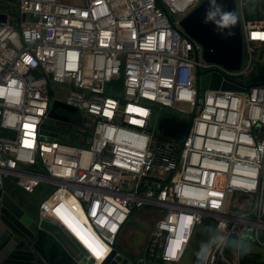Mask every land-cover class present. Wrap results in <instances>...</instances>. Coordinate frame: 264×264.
<instances>
[{
  "label": "built area",
  "instance_id": "built-area-1",
  "mask_svg": "<svg viewBox=\"0 0 264 264\" xmlns=\"http://www.w3.org/2000/svg\"><path fill=\"white\" fill-rule=\"evenodd\" d=\"M79 1L16 0L19 15L0 20V198L9 180L27 193L48 185L37 216L82 264L146 207L161 210L148 246L159 244L163 264L208 219L219 227L200 264H240L245 242L264 247V81L251 80L264 19L236 0L244 61L232 70L181 26L203 0ZM215 73L246 90L212 88ZM56 86L93 118L88 146L45 137ZM164 115L189 131L163 136Z\"/></svg>",
  "mask_w": 264,
  "mask_h": 264
},
{
  "label": "water",
  "instance_id": "water-1",
  "mask_svg": "<svg viewBox=\"0 0 264 264\" xmlns=\"http://www.w3.org/2000/svg\"><path fill=\"white\" fill-rule=\"evenodd\" d=\"M25 18V15H23ZM7 14L0 13V20ZM184 32L202 46L203 57L232 70H240L244 61V41L241 18L236 0H203L181 20ZM210 77L204 76L202 87ZM252 83L264 81V62L256 63ZM212 88L246 90L239 84L224 81L219 74L212 76ZM81 111L60 99L52 101L44 126H59ZM191 122L174 115L161 116L158 129L165 137L181 139ZM234 244V239L231 242ZM0 264H82L64 246L58 236L47 228L37 215L30 214L4 192L0 198ZM100 264H163L158 254L138 260L121 251L116 245Z\"/></svg>",
  "mask_w": 264,
  "mask_h": 264
},
{
  "label": "rangeland",
  "instance_id": "rangeland-1",
  "mask_svg": "<svg viewBox=\"0 0 264 264\" xmlns=\"http://www.w3.org/2000/svg\"><path fill=\"white\" fill-rule=\"evenodd\" d=\"M68 3H79V0H64ZM247 7V9H246ZM246 7L244 4V9L246 14L252 18L264 19V0H247ZM238 11L241 12L240 5ZM9 12V11H8ZM19 15L17 9L12 10L9 14ZM257 60L264 62V46L257 47ZM250 82V81H248ZM68 93V88L65 86H56L55 87V96L56 98H64ZM164 113L172 112L168 108H163ZM86 122L82 117L77 115L70 116L69 120L65 123L62 122L59 126L48 125L45 127V137L51 138L54 135L62 137H68L69 132H72L73 129L84 131L85 126L83 125ZM48 185H41L33 193H27L23 191L20 187L12 184L8 188V194L16 191L14 196L16 200L20 201L27 211L32 215H37L38 205L44 194L48 190ZM6 188V189H7ZM11 196V195H10ZM161 215V210L157 208H141L135 211L128 222L124 227L126 233L121 232L119 238L115 241V245H124L131 247L132 250L145 252V247L149 248L148 244L150 238L148 239V233L152 230L154 222ZM219 227V222L215 219H208L203 224L198 225L193 233L192 239L189 245L186 248L185 255L193 257H201L204 253V250L209 246L212 237L215 235ZM121 236V240H120ZM151 248L155 250V254H159V244L153 242ZM236 258L240 259V264H261V257H264V247L253 243L245 242L242 246L240 253L235 255Z\"/></svg>",
  "mask_w": 264,
  "mask_h": 264
},
{
  "label": "crops",
  "instance_id": "crops-1",
  "mask_svg": "<svg viewBox=\"0 0 264 264\" xmlns=\"http://www.w3.org/2000/svg\"><path fill=\"white\" fill-rule=\"evenodd\" d=\"M15 9H16V0H0V13H5V14L8 15L12 10H15ZM10 185H12V182L9 180L7 182L6 188L7 187L9 188ZM8 188L5 189V192L9 191ZM16 193H17L16 191H13L12 193H10V195L15 199L14 196L16 195ZM16 201H17V203L19 205H21L24 209H26V207H24V205H22V203L20 201H18V200H16ZM123 231H124V229H123ZM150 232H151V230L148 233L149 234L148 235L149 236L148 239L150 238ZM123 233H126V231H124ZM60 238H61V241L63 242L64 246L67 248V250L74 257V255H76V253H77L74 245L67 238H65L64 236H60ZM120 240H121V236H120ZM123 244L124 245L117 244L116 246L121 251L125 252L126 254L131 256L132 258H136L138 260H142V259H144V258H146L148 256L146 254V247H145V252H142V249L140 251H135V250H132L131 247L127 246L126 243H123ZM204 254H205V250H204V253H203V255L201 257L187 256L184 253L182 258L178 262H174L172 264H200Z\"/></svg>",
  "mask_w": 264,
  "mask_h": 264
},
{
  "label": "trees",
  "instance_id": "trees-1",
  "mask_svg": "<svg viewBox=\"0 0 264 264\" xmlns=\"http://www.w3.org/2000/svg\"><path fill=\"white\" fill-rule=\"evenodd\" d=\"M246 1L247 0H244L245 7H246ZM246 9H247V7H246ZM247 16L249 18H252L251 16L248 15V13H247ZM79 117H82L84 120H86V122L83 124L85 126L84 131L73 129L72 132H69L70 134L68 137H62V135H60V136L54 135L51 138L59 140L61 142L74 144V145L88 146L89 142L92 138V133H93V126H94V122L92 120L93 118L90 117L86 113H82ZM146 254L152 258L157 256L155 254V250L152 249L151 247H149V249L146 251Z\"/></svg>",
  "mask_w": 264,
  "mask_h": 264
},
{
  "label": "bare ground",
  "instance_id": "bare-ground-1",
  "mask_svg": "<svg viewBox=\"0 0 264 264\" xmlns=\"http://www.w3.org/2000/svg\"><path fill=\"white\" fill-rule=\"evenodd\" d=\"M110 246L105 241H100V243L96 246L95 250L93 251L95 257L93 259L92 264H98L104 256L109 252Z\"/></svg>",
  "mask_w": 264,
  "mask_h": 264
},
{
  "label": "flooded vegetation",
  "instance_id": "flooded-vegetation-1",
  "mask_svg": "<svg viewBox=\"0 0 264 264\" xmlns=\"http://www.w3.org/2000/svg\"><path fill=\"white\" fill-rule=\"evenodd\" d=\"M73 114H71V116H72ZM75 115V114H74ZM66 123V122H65Z\"/></svg>",
  "mask_w": 264,
  "mask_h": 264
}]
</instances>
